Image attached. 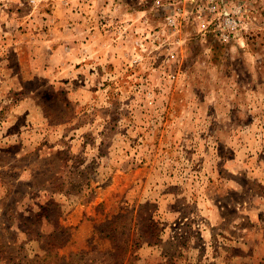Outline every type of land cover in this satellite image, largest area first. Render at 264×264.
I'll use <instances>...</instances> for the list:
<instances>
[{
	"label": "rangeland",
	"instance_id": "rangeland-1",
	"mask_svg": "<svg viewBox=\"0 0 264 264\" xmlns=\"http://www.w3.org/2000/svg\"><path fill=\"white\" fill-rule=\"evenodd\" d=\"M0 235V264H264V0H0Z\"/></svg>",
	"mask_w": 264,
	"mask_h": 264
},
{
	"label": "trees",
	"instance_id": "trees-1",
	"mask_svg": "<svg viewBox=\"0 0 264 264\" xmlns=\"http://www.w3.org/2000/svg\"><path fill=\"white\" fill-rule=\"evenodd\" d=\"M98 230H100V231L103 233V231H102V227H99ZM105 235H106V237H110V236H109V233H106ZM2 237H3V236L0 235V238H2ZM1 252H3V249L0 250V254H2ZM5 259H6V258H5ZM6 260H7V259H6ZM7 261H10V258H9Z\"/></svg>",
	"mask_w": 264,
	"mask_h": 264
},
{
	"label": "built area",
	"instance_id": "built-area-1",
	"mask_svg": "<svg viewBox=\"0 0 264 264\" xmlns=\"http://www.w3.org/2000/svg\"><path fill=\"white\" fill-rule=\"evenodd\" d=\"M174 20H175L174 18L169 17V18H168V23H169L170 25H173V24H174ZM228 23L231 24L230 21H228Z\"/></svg>",
	"mask_w": 264,
	"mask_h": 264
}]
</instances>
